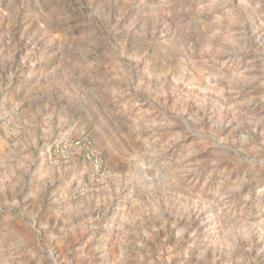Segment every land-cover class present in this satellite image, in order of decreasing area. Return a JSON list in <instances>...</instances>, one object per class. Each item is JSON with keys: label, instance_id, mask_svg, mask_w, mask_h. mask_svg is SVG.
Returning <instances> with one entry per match:
<instances>
[{"label": "rangeland", "instance_id": "1", "mask_svg": "<svg viewBox=\"0 0 264 264\" xmlns=\"http://www.w3.org/2000/svg\"><path fill=\"white\" fill-rule=\"evenodd\" d=\"M0 132V264H264V0H0Z\"/></svg>", "mask_w": 264, "mask_h": 264}, {"label": "crops", "instance_id": "2", "mask_svg": "<svg viewBox=\"0 0 264 264\" xmlns=\"http://www.w3.org/2000/svg\"><path fill=\"white\" fill-rule=\"evenodd\" d=\"M4 133L6 132L4 131ZM13 141V136L5 134L2 136L0 132V200L6 192L11 193L15 190L18 185V181L22 179L27 180L28 187L32 183L30 179H27L28 176L32 175V170L30 169L32 162L29 159L28 164H26L23 169L22 167H18V164L22 161L23 156L16 151L15 147L17 144ZM10 145L12 147H10ZM23 174H25V176H23Z\"/></svg>", "mask_w": 264, "mask_h": 264}, {"label": "built area", "instance_id": "3", "mask_svg": "<svg viewBox=\"0 0 264 264\" xmlns=\"http://www.w3.org/2000/svg\"><path fill=\"white\" fill-rule=\"evenodd\" d=\"M84 143L80 139H72L69 141H63L56 146L54 155L57 161L60 163L68 162L69 159L73 158L83 148ZM87 158L90 163V183L92 185L101 184L106 178V170L102 158L92 150L87 152ZM88 189L83 186H77L73 190L74 196L81 197L86 195Z\"/></svg>", "mask_w": 264, "mask_h": 264}]
</instances>
